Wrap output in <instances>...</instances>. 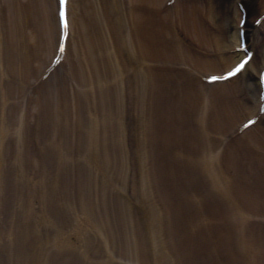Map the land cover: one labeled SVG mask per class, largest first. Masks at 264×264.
Segmentation results:
<instances>
[{
    "label": "rangeland",
    "instance_id": "rangeland-1",
    "mask_svg": "<svg viewBox=\"0 0 264 264\" xmlns=\"http://www.w3.org/2000/svg\"><path fill=\"white\" fill-rule=\"evenodd\" d=\"M22 1L25 3H31L30 0ZM227 1L228 2H226V0H209L207 2H212L216 12L221 10V13L223 12L222 10H225L222 9L224 8V5H230L235 0ZM243 1L244 3L247 2V0ZM15 2L16 1H13L12 7L16 8L18 2ZM7 3L10 4L12 2L11 0H8ZM7 3L5 2L0 6L2 10H5V15L3 17H1L2 14H0V24H2L4 28V30L0 31L3 41L6 39L7 41H9L8 38L12 36L10 29L11 25L9 24V9L11 7V4L9 5ZM34 3L36 4V2ZM36 5L38 6V2ZM245 10L247 11V13L249 12V18H251V20L259 17H255L256 13L259 12V6L257 2L251 3V7L246 3ZM132 16L133 14L130 13L131 18ZM101 18L100 21L101 23H103V26H101L100 29H102L105 34H107L114 40V45H110V47L114 51L113 53L112 51H110L113 54H111V56L107 54H98L97 58H101L100 60L103 61L107 60V58L109 57L112 60L111 63H109L110 66H108V68H110L112 73H114L115 78L112 79L114 82H112V80H100V87L102 86L101 88L103 90L107 89L108 85H110L112 82L113 84L115 83L118 91L119 89H122V92L124 93H131V97L129 98L127 96V100L121 97V103L119 102L120 104H118L120 105L121 110L118 109V116L117 114L116 116L115 114L112 115V107H114L113 102L112 105H107L108 111L99 114V118L102 119L104 118L105 114H108L112 115V121L114 122H118V120L121 119L125 120L127 128L125 127V130L120 132L124 133L123 136L125 140L127 139L126 142L125 140H123L124 144H126L123 155L128 153H130V155H125V161H122V159H120L119 162L121 164L123 163V166H117L120 167L119 169H108L109 176L106 177L101 172L95 171L97 169V167H95L96 165H94V163L91 165L86 156L88 153L84 152L86 147H84V150L78 151L76 149H73V156L69 157L70 162H68L72 164V168L74 169L72 170L73 174H69V176H66V178H63V176L60 175V179L56 178L54 174H52V178L48 179L50 180V182L48 183L49 185L47 187H49L50 185V188L53 189L55 187L59 188L61 186L69 187V192H71V195L76 194L78 188H82L83 185L82 184L79 187L71 186L70 182H72L74 179H90V183L95 180H97L98 182L106 181L109 184L107 185V187H105L107 188V204H103L104 206L102 207V209H92L95 204L98 203L101 205L102 201L106 200L101 198L95 191L90 190L89 194H87L88 197L85 198V202L82 199L84 204L90 207L88 208L90 212L86 211L88 212V214H86V217H84V220H88V222H86V231L82 230L86 235L80 236L76 234L71 236L70 229L73 228L72 226H76V223H78L76 220L80 221L83 215H85L83 214L85 210L83 212L78 204L82 201L80 199V196H72L74 197L72 198V202L76 206V209L72 210L71 208H69L67 203L62 202L61 198H57L60 203H57L54 206V204L52 203L53 199L51 200V197L45 194L46 192H42L40 189V176L38 177L39 180L37 179L38 182L35 185H32V189H29L30 178L27 176V174L29 173L28 171L32 170L31 168L35 165L37 167V171L41 170V172H43V167L46 166L44 163L45 159H43L44 150H42L41 146L39 145L40 143H38V145L32 146V144H29L30 140L26 141L28 142V144L21 141V150L23 152H26L25 155L27 157V160L23 164L24 174L22 175L21 187L23 188L22 185L24 184L26 188H28L26 192L29 193L28 196L30 197H27L24 190L22 195L23 200H21L23 202L24 211L25 208L28 210L29 207L32 211V209L35 207V211L38 213V220H34L31 217L27 216L26 219L30 224L32 223V226L29 225V227L26 223L22 226L21 229H19V231H21L22 234L24 233L23 237L25 238L28 236V234H32L30 228L36 229L35 223L37 222L41 223L42 225H46L45 228L47 230H51L52 227H50V223L57 221V224L58 221H60L61 218L65 214H67V211H69L70 213L75 214V216L77 217L75 219L71 218V220L68 221L69 223L67 225H70V227L66 226L67 229L63 231V234L62 236H60V238L63 239L62 242L65 241L69 243L68 248L66 247L68 254H75V256H77L76 261L73 260L75 264L80 261L79 258L81 256H83V262L91 264L92 260L95 258L94 256H97L96 253H98V250L101 251V253L99 254V258L103 259L104 262L107 261L109 264L113 263V260L115 262L114 264H196L197 262L198 264H208V261L213 262L214 257V264H219L220 262L229 264L230 260L232 262H235L236 264H254L251 258L253 252L247 253L245 251L246 249L242 248V245L244 242H251L254 240H256V242L258 243H261L262 245V240H264V216H262L259 212V210L261 209H250L248 206H246L245 201L240 204L235 203L234 201H228L226 198L227 191L224 190V188L227 186L228 181H226L225 184L222 183V180L224 178H226L225 180H232V186L229 190L241 196L242 199H245L243 198V195L241 193L242 191L238 190L240 189V186L241 188L245 186L243 178V176H245L244 174H247V171L256 172L258 168L260 169L259 163L261 161L264 162V148L262 149L258 143L256 144L252 140V137H248L244 139V141L242 140L237 144L230 145H227L229 144L227 139H222V141H220V136L225 135L226 133L227 137L228 135H231L233 133V130H228L230 127L228 128L226 127V124H224V118L229 114H234L237 108H235L233 105H237L238 107H240L241 105L236 103L237 100L232 98V96L230 98V94H228V97H226L224 100H219L218 98L214 100L216 96L213 98L207 97L208 99H202L200 101L198 100L201 105L197 104L196 106H194L191 102H189L184 106V109L181 108V95H184L186 88H189V92H193L194 89L190 81H186L187 84L184 86L178 83L182 80V73H185L186 76L188 73H190L191 68L188 66V64H182L178 60L171 59L176 57L175 53L166 51L165 49L164 52H161V54L158 53V55L164 56H159L157 59L154 57L150 58L149 53L152 52H146L147 55L145 56V58L138 54V52H128L127 49L132 48V46H130L132 45V43L127 44V40H125H132V35L128 33L129 31H127V29L129 28H122V30H120L117 28L115 23L113 29L110 30L106 27V24H108L106 23L107 19H105V17L103 16ZM122 18H124L125 22H127L128 24L130 20V23L132 25V19H129V16H127V12L123 13ZM209 21L211 22L210 24L213 25L216 29H221L220 26L222 25L223 18L217 15V17L213 19V16H209ZM56 23L57 22H55V24ZM249 24L251 26H248V29H251L253 27L252 22L250 23L249 21ZM28 28H30V25H27L26 28L24 27L21 29L23 33L25 32V35H28L29 33L32 34V29ZM173 29L174 28H172V26H169V24L168 26H166V30L168 32L173 31ZM156 33L158 34V38H160L159 42L161 44L165 43V41H168L169 38L167 37L168 39L165 40L166 38H164V33L162 34L160 31H157ZM252 34L253 33H250L249 37H251ZM220 36L225 38H222L225 42H228L227 40L231 39L229 34H227L226 37L224 35ZM44 39L45 41H48L46 40V36L44 37ZM73 40L74 39L72 38V42L70 44L71 48L74 46ZM212 41L213 40H210V42ZM216 41L222 42V40ZM54 43L55 42H53V45L52 43L51 45L50 43H47V47L44 46L42 48L43 50H45L43 53L41 52L43 55H39L41 56V58H39L40 61H38V64L42 65L40 66V68L43 67L42 70L40 71L39 68H34L35 73L39 69L38 72L40 74H38L37 72L35 75L38 77V79L37 77L32 78V88L29 87V91L35 90L36 92L39 88H46L47 86V88L41 93L37 91V93H39H36L37 95L35 96L36 99H38L37 101H39L37 103H32L28 100H31V96L29 95L34 94L31 91L30 94L29 92L27 93L29 95H18V80L17 78H15L14 71L9 69L10 61L8 53L9 50H11L9 49L11 47V44H5V42H3V44L1 43L3 49H0V58L3 59V62L0 61V104H5L7 113L11 114L10 110L16 105L13 100L15 99V102L22 101V104L25 105V110L23 112L21 123L28 124V128H31V131L30 129L29 131L33 134H41L42 132L46 131V127L52 128L54 131L55 127L54 124L52 125L53 120L49 118H42L41 121L45 122H41V125L40 123H38V125H34L33 127V125H30V120L33 119V115H30L28 112L33 113L34 107L37 108V112L38 110H40V108L43 109L41 106H45V101L48 99L50 100V102L47 103V105L49 104L48 107L50 105H53L55 107L56 104L65 106L62 113H58V120L61 119L62 123V120L64 118L61 117H64V115L67 113L66 110H68L69 107V105H67L66 103L71 98H73L72 96H74L75 93H77L76 89L78 87V84L82 80V76L74 74L75 72H79L80 74L81 71L80 67L75 63L77 54L74 48L72 50L74 58L72 64L73 67L69 66L67 69H65V71L60 74V77L57 73L60 69L58 66H60L61 64L66 65L67 55L65 54L66 59L64 61L58 60L56 62L57 66H54L52 63L55 55H53L54 57L52 56L53 58L49 62L46 61L50 49L53 46L54 49L55 47L57 48ZM7 45L10 47H8ZM203 48L204 51L208 50V47L206 46H204ZM221 56V54H218L217 56H214L213 59H218ZM117 58L119 59V63L117 62ZM128 64L131 68L127 72L126 67L128 66ZM3 68L6 69L5 72ZM144 69L146 74L142 75ZM186 69L189 70L186 72ZM196 73L201 72L198 69ZM252 74L254 75L253 70L243 76L240 81H247L248 79H251L250 77H252L253 79L251 81L255 80L254 83L256 85L257 82L256 78L254 77L255 75L253 76ZM52 76L53 81L51 84H48L47 80ZM142 76H146L148 84L145 83V78H143ZM65 78L67 79V81ZM62 79L67 83V86L65 88L61 86ZM198 79L199 78L193 77V84H196L195 81L200 82V85L198 87L194 85L195 88H197L196 90H204L203 87V89L200 88L201 83H204V81H202V79ZM69 85L73 86V88ZM177 86L180 87V91H178ZM94 87L96 88L97 86H94L93 84L90 88H86L92 89ZM182 91L183 93H181ZM244 91L247 90L245 89ZM175 94H178V96H175ZM206 94L208 95V93ZM250 97V101L248 100L249 106L253 104L252 96ZM227 103L232 104V108L229 111L223 107V105H226ZM131 104H134L133 109L131 107ZM166 105L169 106L170 110L173 111L171 115H168L170 114V110ZM228 107L230 106H227V108ZM262 110L263 111L261 113L264 114V109ZM177 112L181 115H177ZM121 113L123 114V116L121 115ZM198 114L201 115V123L194 118ZM144 116H147L146 120H144ZM250 116H252V114ZM49 121L51 122L48 123ZM243 123L244 121L240 122L243 130H239L240 133L238 134V136H240L242 134V131H244L245 126ZM73 124L76 123L74 122ZM252 126L253 125H250L247 128ZM21 128L22 127H20V129ZM99 128L97 132H94V129L96 130V128L91 129L83 127L81 128L82 130L80 131V133H83L85 135H88L90 133L93 136L96 144L95 146L98 148V155L95 152L94 156L98 157L99 160L103 162L104 159L107 160V156H110L109 153H113L118 148L121 152L123 148V142L117 143L116 145L117 141H114L115 138H110L107 134H114L115 137H117V139L119 140V138L122 137L120 136V134L116 135L115 131L118 132V129L122 130L123 126H115L113 127V131L109 128ZM156 128H158L159 131H154ZM172 129L176 130V132H178L179 134H174L175 136L173 135L171 137L170 135ZM260 130L261 132H263L262 134H264V130L262 128ZM71 133L75 134V132ZM161 133H164L163 136ZM202 133H205L206 135L207 140L205 143H199V138H203V136H201ZM167 136H170L171 141L168 140L169 137ZM237 138L238 137H234V139ZM10 139L14 141L15 137L12 136ZM71 141L75 144L79 142L73 141V139H71ZM232 147H235V149L237 150L236 155L234 156L230 151V148L232 150ZM204 149L207 153L209 149L211 150L212 154H210V158L204 157ZM221 164H225L229 168L226 169V171H223L220 167ZM211 165L214 166L210 168ZM216 165L217 168L219 167L218 170H216L215 168ZM155 168L159 169L160 172L164 174L162 183L165 184L166 187H164L161 191H159L157 187L152 185V183H149V175L152 170L155 172ZM32 171L35 172L34 169ZM37 171L36 174L38 176L40 172ZM222 172H225L224 175ZM213 173L214 175H211ZM154 174H152V177ZM195 176H198V178L195 179ZM215 176H219V181L215 180ZM212 177H214V179L211 180ZM56 179H58L57 182ZM65 181L67 183H65ZM138 182L140 184L139 186H141V192L139 193V195L143 197L142 199H140L132 190L135 184H137ZM145 183L147 185H145ZM207 184H210L209 186L213 192H211L210 189L206 192V189L204 188ZM144 186H147L145 189L147 190V197L143 195V191L145 188ZM72 188L73 191H71ZM153 188H156V192L152 190ZM248 190L249 189H246V191ZM195 191L197 192L196 195L194 193ZM164 195L166 198L165 200L168 201L167 203L166 201H163L164 198L162 196ZM206 201H209V203L211 204V210H208V208H206L208 207L206 206ZM117 206L119 208L125 207L127 209L125 212L126 217L127 219L134 220L133 225L137 228V230L134 227V234L130 236L126 235V249H122L123 246L117 245V250L110 251V249L112 248L115 249V247L113 246V240L118 239L116 236L112 237V235L114 233H120L121 230H123L118 227V223L120 224V221L122 222L126 218H117L119 215L116 210V216H111V221L109 223H105L102 218L106 217V211H111V208ZM55 209L57 212H55ZM51 211L55 213H51ZM43 212L44 214H49L50 212L49 215L46 214V218H49L47 219V222H49L48 225L45 224L46 220H44L43 217H40ZM248 212L252 214L250 218L248 217ZM31 214H33V212H31ZM39 223L37 224V226H40L41 229L39 227L38 228L42 230L43 226L39 225ZM126 227L127 228L125 229H127V231H124L125 234L131 229L130 224H127ZM25 233H27V235H25ZM29 240H26L25 238L24 242L26 251L31 255L33 254V249L31 248L30 242H28ZM43 243L44 248L47 246L51 247L52 244L50 241V236L49 238L45 237V241ZM221 245L229 249L233 248L234 252L231 253L232 251L230 252L226 250ZM248 247H250V243ZM119 248L122 250H120ZM72 249L75 252H73ZM45 250L47 251L46 248ZM79 252L84 254L78 255ZM42 253L44 255H46L47 253L48 256L50 255L49 252ZM166 256H168V259L166 258ZM211 256H213V260L209 259ZM49 258V262H46L45 264H54L52 263V261L56 260V258L54 259L52 256H49ZM63 258L64 257H60L61 261H63ZM39 260L42 261L43 258L41 257ZM94 261L96 264L99 263L98 258H95Z\"/></svg>",
    "mask_w": 264,
    "mask_h": 264
},
{
    "label": "bare ground",
    "instance_id": "bare-ground-1",
    "mask_svg": "<svg viewBox=\"0 0 264 264\" xmlns=\"http://www.w3.org/2000/svg\"><path fill=\"white\" fill-rule=\"evenodd\" d=\"M7 1L8 0H0V6L5 2L7 3ZM13 1H16L15 3L18 2L16 8L12 7ZM207 1L209 0H67V3L65 4V0H30L31 3H25L22 0H11L12 3H10L11 7L9 9L10 16H8L10 17L9 24L11 25L10 29L12 36L8 38L9 41H7V39L3 41L0 34V49H3V42H5V44H11V47L7 45L8 47H10L9 49H11L8 53L10 61L9 69L14 71L15 78H17L18 80V95H29L32 92L34 94L29 95L31 96V100H28L32 103H37L39 101H37L38 99H36L35 96L47 88V86L46 88H39L37 90L39 93H37V91L35 92V90H30L31 92L29 91V87L32 88V78H36V73L39 71V69L41 71L43 68H40V66L42 65L38 64V61H40L39 58H41V56L39 55H43L42 53L45 50H43L42 48L46 46L47 43H50V45L52 43L53 45V42H55L54 44L57 46V48L55 47V49L54 46L50 49L46 60L47 62H49L54 57L53 55H55L52 63L54 66H57L56 62L58 60L64 61L67 58L66 65H62L60 63L61 65L58 66L60 68L57 72L59 74V77L61 76L60 74L65 71V69H67L69 66H72L74 59L72 50L74 48L77 54L75 63L81 69L80 74L79 72H75L74 74L82 76V80L78 84V87L76 89L77 93H75V95L72 96L73 98L69 100L71 103L69 101H67L66 103L67 105H69V107L68 110H66L67 113H64V117H61L64 118L62 120V123L61 119L58 120V113H62L65 106L56 104L55 107L53 105H50L48 107L49 104L47 105V103L50 102V100L48 99L45 101V106H41L44 110L40 108V110H38L37 112V108H33L32 106V108L34 109L33 113L27 111L30 115H33V119L30 120V125H33V127L34 125H38V123H40L41 125L43 122H45L41 121L42 118H49L53 120L52 125L54 124V131L52 128L46 127V131L42 132L43 134L30 133L31 128H28L29 125L26 123H21L23 112L25 110V105L22 104V101L15 102V99L13 100L16 105L10 110L11 114L7 113L5 104H0V264H45L46 262H49V256H52L54 259L56 258V260L52 261V263L54 264H75L73 260L76 261L77 257L73 253V255L68 254L66 247L68 248L69 243L65 241L62 242L63 239L60 238V236H62L63 234V231L67 229L66 226H68V221H70L71 218L75 219L77 217L75 216V214L70 213L69 211H67V214H65L57 224V221L50 223V227H52L51 230H47L45 228L46 225H42L39 222L35 223L34 221V223L36 224V229L30 228L32 234H28V236L25 237L26 240L30 239L28 242H30L31 248L33 249V254L30 255L26 251L24 242L25 238L23 237L24 233L22 234L19 229H21L22 226L26 223L28 224V226H32V223L30 224L26 218L28 216L34 220H38V213L35 211V207L32 209V211L30 207L28 210L25 208L24 211L22 202L23 191L25 190V194L27 195V197H29V193L26 192L28 188H26L24 184L22 186L26 189H23L21 187L22 175L24 174L23 164L27 160V157L25 155L26 152H23L21 150V141L28 144V142L26 141L30 140L29 144H32V146L38 145V143H40L39 145L41 146L42 150H44L43 159H45L44 163L46 166L43 167V172H41V170L37 171V167L35 165L31 168L32 170L34 169L35 172H33L32 170L28 171L29 173L27 174V176L30 178L29 189H32V185H35L38 182L37 179L39 180L38 177L40 176V189L42 192H46L45 194L49 195L51 197V200L53 199L52 203L54 204V206L55 204L60 203L57 198H61L62 202L67 203L69 208H71L72 210L76 209V206L72 202V198H74L72 196H80V199H83L85 202V198L88 197L87 194H89L90 190L95 191L101 198L106 199L102 201L101 205L97 203L92 207V209L95 208V210L99 208L102 209V207L104 206L103 204H107V188L105 187L109 185L106 181L98 182L97 180H95L90 183V179H85L86 181L84 179H74L72 182H70L71 186L79 187L83 184L82 188H78L77 193L74 195H71V192H69V187L61 186L59 188L55 187L54 189L50 188L51 185L47 187L49 185L48 183L50 182V180L48 179L52 178V174H54V176L58 179L61 178L60 175H62L63 178H66V176H69V174H73L72 170L74 169L72 168V164L68 163L70 162L69 157L73 156V149H76L78 151L84 150V147H86L84 152L88 153L86 155L87 159L89 160L91 165L93 163L94 165H96L95 167H97V169L95 171L101 172L106 177L109 176L108 169H119L123 166V163L121 164L119 162L120 159H122V161H125L126 156L130 155V153L125 154L126 156L123 155L126 144H124L123 141L125 140L123 136L124 133L120 132L124 131L125 127L127 128L125 120L121 119L118 120V122H114L112 121V115L115 114L116 116V114L119 112L118 109L121 110L120 105H118L121 103V97L127 100L126 98L131 97V93H124L122 92V89H119L118 91L115 83H112L114 82L112 79L115 78V75L114 73H112L111 69L108 68V66H110L109 63H111L112 60L108 57L107 60H103V62L100 60L101 58H97L98 54H107L111 56L114 51L110 47L111 44L114 45V40L110 36L105 34L102 29H100V27L103 26V23H101L100 21V18L102 16L108 20H106V23H108L106 24V27L110 30L113 29L115 23L117 28L120 30H122V28H129L127 29V31H129L128 33L132 35V40H125H127V44L132 43V45H130L132 46V48L127 49L128 52H138V54H140L144 58L147 55L146 52H152L149 53L150 58L154 57L157 59L159 56H164L158 55V53L161 54V52H164L165 49L166 51L175 53L176 57H170L171 59L178 60L182 64H188V66L191 68L190 73H188L190 75L187 74L186 76L185 73H182L183 81L181 80L178 83L184 86L187 84L186 81H190L194 89L193 92H189V88L184 87L186 88V90L184 92V95H181V108L184 109V106L189 102H191L194 106H196L197 104L201 105L198 100L200 101L202 99H208L207 97L213 98L216 96L214 100L216 98H218L219 100H224L226 97H228V94H230V98L232 96V98L237 100L236 103L240 104L241 106L238 107L237 105H233L235 108H237L234 114H229L224 118L225 120L223 119L226 127H230L228 130H233V133L231 135H228L227 137L226 133L225 135L220 136V141H222V139H227L229 143L227 145H230L237 144L242 140L244 141V139L248 137H252V140L256 144L258 143L262 149L264 148V134H262L263 132H261L260 130L261 128L264 130V116H262L264 114L261 113L263 111L262 109H264V0H253V2H257L259 6V12H257L255 15V17H259H257L256 19L254 18L253 20L249 18V12L247 13V11L245 10V4L247 3V5L251 7V3H253L252 0H247L246 3H244L243 0H235L232 4H226V6L224 5V8L221 7L222 9H225L222 10L223 12L221 13V10L216 12L213 3H208ZM34 2H36V4L38 2V6ZM226 2L228 1L226 0ZM0 11V14H2V16H0L3 17L5 15V10H2L0 8ZM125 12H127V16H129V19H132V25L130 23V20L128 24L127 22H125L124 18H122L123 13ZM130 13L133 14L132 18L130 17ZM217 15L223 18L222 25L220 26L221 29L217 28L219 30L211 25V22L209 21V16H213V19H215ZM249 21L250 23L252 22V30L248 29V26H251L249 24ZM55 22L57 23L55 24ZM168 24L169 26H172V28H174L173 31L168 32L166 30V26H168ZM27 25H30V28L28 29H32V34L29 33L28 35H25V32L23 33V31L21 30L24 27L26 28ZM2 30H4V28L3 25L0 24V31ZM155 30L156 32L160 31L162 34L164 33V38H166L165 40L169 38L168 41H165V43L161 44L159 42L160 38H158V34L155 32ZM250 33H253L251 37H249ZM227 34H229L231 39L227 40L228 42H225L222 39L224 37L220 35H224L226 37ZM172 35H174L175 38ZM45 36L47 38L46 40L48 41H45ZM72 38L74 39V46L71 48L70 44L72 42ZM210 40L213 41L210 42ZM216 40H222V42H218ZM204 46L208 47L207 51H204ZM110 51H112V53ZM250 53H252V55H250ZM65 54L67 55V57ZM218 54H221L222 56L218 59H213V57L217 56ZM1 59L2 58H0V61L3 62V59ZM118 61L119 59L117 58V62ZM245 61H247V63H244ZM241 64H244V67L239 72H235L236 68ZM35 67L39 68L36 73L34 69ZM130 68L131 67L128 64V66L126 67L127 72ZM192 68L195 70H193ZM198 69L201 73H196ZM188 70L189 69H186V72ZM251 70L254 71L255 76L253 74L252 75L256 78V85L254 83L255 80L251 81L253 79L252 77H250L251 79H248L247 81H240L241 78H243V76L248 74ZM5 71L6 69H4V72ZM234 72L235 74L233 75L232 73ZM38 74L40 73L38 72ZM145 74L146 72L144 69L142 75ZM142 77L145 78L144 81L148 84L146 76ZM193 77L199 78L198 80L202 79V81H204V83H201L200 87L201 89L204 88V90H200V88V91L196 90L197 88H195L194 85L198 87L200 85V82L195 81L196 84H193ZM102 79L106 81L112 80L107 89L103 90L101 88L102 86L100 87L99 83ZM47 81L48 84H51L53 81V76L50 77ZM66 81L62 79L61 86H63L64 88L67 86ZM93 84L97 87L87 89L90 88ZM69 86L73 88V86ZM177 87L178 91H180V87ZM245 89L247 91H244ZM28 92L29 94H27ZM181 93H183V91ZM206 93H208V95ZM175 96H178V94H175ZM250 96H252L253 102V104L250 105L251 107L248 105V100L251 98ZM113 102L114 107H112V115L105 114L104 118H99V114L108 111L107 105H112ZM227 106L230 107L227 108ZM131 107L133 109L134 104H131ZM223 107L229 111L232 108V104L227 103L226 105H223ZM167 108H169L170 110L169 106H167ZM169 113L170 114L168 115H171L173 111L170 110ZM178 114L180 113L177 112V115ZM247 114L249 117L247 116ZM251 114L252 116H250ZM37 115L43 117H39ZM121 115L123 116L122 113ZM143 118L144 120H146L147 116H144ZM194 118L201 123V115L198 114ZM242 121H244L243 124L246 128L244 127V131H242V134L238 136V134L240 133L239 130H243L240 124V122ZM50 122L51 121H49L48 123ZM74 122L76 124H73ZM121 125L123 126V129H118V132H115L116 135L120 134L122 138H119L118 140L114 134L107 135H109L110 138H115L114 141H117L116 145L117 143L123 142V148L121 152L118 148L113 153H109L110 156H107V160L104 159L103 162L100 161L98 157L94 156L95 152L97 154L98 148L95 146L96 144L93 136L90 133L88 135L80 133V131L82 130L81 128L83 127L91 129L96 128V130L94 129V132H97L100 129L99 127H103V129L109 128L113 131V127H119ZM250 125L253 126L247 128ZM20 127L22 128L20 129ZM173 129L171 130V137L174 134L178 133ZM154 131H159V129L156 128ZM71 132H75V134ZM164 133H161L162 136ZM12 136L15 137L14 141L10 139ZM170 136H167L169 137V141H171ZM201 136H203V138H199V143H205L207 140L205 133H202ZM234 137L238 138L234 139ZM71 139H73V141L79 142L75 144L71 141ZM204 151V157L210 158V154H212L211 150L209 149L208 153L205 149ZM230 151L233 156L236 155L237 150L235 149V147H232V150L230 148ZM259 165L260 169L258 168L256 172L247 171V174H244L245 176H243V178L245 186H243L242 188L240 186V189L237 188L238 190L242 191L241 193L243 195V198L245 199H242L241 196L229 190L232 186V180H225L226 178H224L222 180V183L225 184V182L228 181L227 186L224 188V190L227 191L226 198L228 201H234L238 204L245 201L246 206H248L250 209H261L259 210V212L262 216H264V162L261 161ZM213 166L214 165H211L210 168H212ZM220 167L223 171H226V169L229 168L225 164H221ZM215 168L216 170L219 169V167L217 168V165L215 166ZM36 171L40 172L38 176L36 174ZM152 174H154L153 177ZM163 175L164 174H162L157 168H155V172L152 170L149 175V183H152V185L157 187L159 191L166 187V185L162 183ZM211 175H214V173ZM195 177V179L198 178V176ZM58 179H56V182L58 181ZM212 179H214V177H212L211 180ZM215 180L219 181V176H215ZM139 182L135 184L132 190L140 199H142L143 197L139 195V193L141 192V186H139ZM65 183L67 182L65 181ZM145 185L147 184L145 183ZM209 185L210 184L205 185L204 189H206V192L209 189L211 192H213ZM146 187L143 191L144 196L147 195V190H145ZM155 189L153 188L152 190L156 192ZM246 189L249 190L246 191ZM71 191H73V188L71 189ZM194 193L195 195L197 194L196 191ZM162 197L164 198L163 201H166L165 195ZM83 200L81 201L82 203H78L80 208L83 210V212L84 210L85 212H90L88 210V208L90 207H88V205H85ZM167 202L168 201H166V203ZM206 206H208L206 207L208 208V210L212 209L209 201H206ZM115 210L119 215L117 218L126 219H124L122 222L120 221V224L118 223V227L123 230H121L122 233H114L112 235V237L116 236L118 239L113 240V246L115 247V249L112 248L110 249V251L117 250V245L123 246L122 249H126V235L130 236L135 232V226L133 225L134 220L127 219L125 214L127 209L125 207L119 208L117 206L111 208V211H106L107 215L105 218H102V220L105 223H109L111 221V216H116ZM30 211L33 212V214H31ZM55 212H57L56 209ZM55 212L51 211V213ZM85 212L83 213L85 215H83L81 220L79 219L80 221L76 220L78 222L76 223V226H72L73 228L70 229L71 236L76 234L80 236L86 235L82 231L86 229V222H88L87 219L84 220V217H86V214H88V212ZM248 213V217L250 218L252 214L250 212ZM46 214L49 215L50 212L49 214ZM46 214H44L43 212L40 217H43L44 220H46L45 224L48 225L49 222H47V219L49 218H46ZM20 222L21 224H23L21 225ZM38 223L39 225L43 226L42 230H40V226H37ZM127 224H130L131 229L125 234L124 231H127V229H125L127 228ZM68 227H70V225ZM135 229L137 230L136 227ZM25 235H27V233H25ZM44 236L47 238H49L50 236V241L52 244L51 247H45L47 251L43 247V242L45 241ZM249 243L250 247H248ZM223 247L230 252L232 251L231 253L234 252L233 248L229 249L225 246ZM242 248L246 249L245 251L247 253L253 252L251 258L254 264H264V240H262V245L261 243L256 242V240L251 242H244ZM42 252H49L50 255L48 256V253L44 255ZM73 252L75 251L73 250ZM100 253L101 251L98 250V253H96L97 256H94L95 258H98V264H109L107 261L104 262L103 259L99 258ZM79 254L84 253L79 252L78 255ZM41 257L43 258L42 261L39 260ZM60 257H64L63 261H61ZM166 258L168 259V256H166ZM79 259L80 261H78L77 264H87L86 262H83V256H81ZM94 259L92 260L91 264H96ZM209 259L213 260V256H211ZM214 260L213 262L208 261V264H214ZM114 263L115 262L113 260V263L111 264ZM196 264H198V262ZM219 264L224 263L220 262ZM229 264L236 263L230 260Z\"/></svg>",
    "mask_w": 264,
    "mask_h": 264
},
{
    "label": "snow or ice",
    "instance_id": "snow-or-ice-1",
    "mask_svg": "<svg viewBox=\"0 0 264 264\" xmlns=\"http://www.w3.org/2000/svg\"><path fill=\"white\" fill-rule=\"evenodd\" d=\"M66 3H67V0H65V4H66ZM249 59H250V57H249ZM244 63H247V61H245ZM243 67H244V64H241L239 67L236 68L235 72H239ZM235 72L232 73V74L234 75Z\"/></svg>",
    "mask_w": 264,
    "mask_h": 264
}]
</instances>
